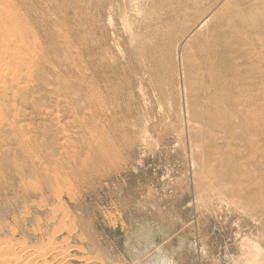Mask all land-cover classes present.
I'll return each mask as SVG.
<instances>
[{
	"label": "rangeland",
	"instance_id": "1",
	"mask_svg": "<svg viewBox=\"0 0 264 264\" xmlns=\"http://www.w3.org/2000/svg\"><path fill=\"white\" fill-rule=\"evenodd\" d=\"M0 1V9L28 19L31 40L44 49L48 68L63 70V83L89 77L101 59L102 73H95L105 94L99 108L70 102L79 111L55 129L53 143L33 108L21 103L26 91L38 89V79L23 80L18 95L11 81L2 84L10 90L0 91V105L9 104V120L26 117L20 124L34 142L28 148L0 129V244L6 248L0 250L10 254L0 251V261L7 260L0 264L19 256L21 264L35 258L33 264H264V145L254 144L235 115L232 126L222 116L237 111L228 89L239 83L240 59H256L264 96V0H10L13 7ZM252 5L262 7L255 12L259 23L234 53L233 77L208 57L211 32ZM67 96L65 89L56 97L67 103ZM43 97L39 108L57 116L56 99ZM99 148L109 158L97 157ZM6 244L16 245L12 251Z\"/></svg>",
	"mask_w": 264,
	"mask_h": 264
},
{
	"label": "bare ground",
	"instance_id": "2",
	"mask_svg": "<svg viewBox=\"0 0 264 264\" xmlns=\"http://www.w3.org/2000/svg\"><path fill=\"white\" fill-rule=\"evenodd\" d=\"M22 1V0H21ZM34 1V0H33ZM39 1V0H38ZM37 1V2H38ZM41 1V0H40ZM1 2V1H0ZM10 2V0L7 2V4ZM15 2V1H14ZM20 2V1H19ZM44 2V0H43ZM59 2V1H58ZM12 3V2H11ZM20 3H23V2H20ZM28 4H31L29 3V1L27 2ZM25 3V4H27ZM17 4V1L16 3H12V5H15ZM240 4V3H238ZM246 5V3H244ZM244 4H241V5H244ZM3 5V4H0V6ZM18 7H19V3L17 4ZM22 4H20L21 6ZM37 5V4H35ZM221 5V4H220ZM8 6L10 7H13L11 6L10 4H8ZM29 6V5H28ZM3 7V6H2ZM16 7V6H15ZM17 7V8H18ZM25 7V6H24ZM43 7V6H42ZM227 7V6H226ZM264 7V5H263ZM211 8V7H210ZM210 8L207 9V12L204 13V14H208L210 12ZM262 8V7H256L254 5L252 6H249V8L247 9H238V10H241V11H238L237 15L235 17H232L230 16L228 19H225L223 22H219V25L216 24V26L214 27L213 29V32H211V36L213 38V41H215V44L213 46H210L209 47V52H208V57L209 59L211 60H217L219 63H218V66H215L216 68L218 67L219 69L221 68L220 66L222 64H225V68H227L229 70V74L227 75H231V73H233V77L237 74L236 72H234L233 69H231V61H233L234 59V53L237 52V49H239V46L242 45V44H245L246 42V38L244 36L245 34V31L248 30V28H254L258 23H259V20L256 18V14L255 12L259 11V9ZM28 9V8H26ZM40 9V8H39ZM236 9V8H235ZM24 10V9H23ZM52 10V9H51ZM50 10V12H51ZM22 11V10H21ZM20 11V12H21ZM31 11V10H30ZM34 12V11H33ZM45 13V11H44ZM54 13V12H53ZM33 15V13H31ZM211 14V13H210ZM55 15V13H54ZM212 15V14H211ZM20 13H16L14 12V8H9V9H6L5 6L4 8H1L0 9V41H2V39L4 40V36L5 37H8L7 39H5L4 41L1 42L0 44V92L1 94H4V96L8 93V91L10 89H6L4 88V86H2L3 83H5L6 81H11L10 85L12 86H17L20 88V90H18V92H16V95H18V93L24 91L23 90V86L21 84V82L23 80H26V81H30V82H33L35 83V81L38 79V83L39 85L37 84V90L35 89V87L33 88V90L28 93V91H26V93L23 95V97L26 95V97H22V102L23 103L22 105H24L25 107L27 108H33L34 110V113L36 114V117L38 116L39 119H41L44 123H42L43 127L45 128L42 133H47V134H51L50 138H52L53 140V143H54V137H55V132L56 131L55 129H64L65 126H67V124L65 123L63 126L61 125V122L66 120V119H69L71 118L72 116L75 117V114L78 113V109H73V108H70L68 106H70V102H76L78 101V104L79 106H82V105H85V104H89L88 106L92 109V108H99L98 106H102L105 104V97L103 95V92H102V86L101 85V75H100V78L98 79V75H96L95 72H101L102 73V65L100 63L101 59H97V61L95 62V65L94 67L92 68L91 70V67L90 69V76L89 77H86V76H82L83 77V80L80 79L81 81H76L73 79L69 81L68 84L66 83H63L64 82V78H63V75L60 74L63 70H55L57 68H53L50 67L48 68L47 66L49 65L47 63V66L46 64L44 63V59L41 58L42 55V46L41 48H38L39 46H35L37 45V41L35 40L36 38H34L33 40H31V29H33L31 27V24L29 23L28 19H21L20 18ZM34 16V15H33ZM36 16V15H35ZM209 16V15H208ZM31 17V16H30ZM34 18V17H33ZM211 18V17H210ZM35 19V18H34ZM41 19V18H40ZM60 19V18H59ZM24 20V21H23ZM58 20V19H57ZM208 18L205 20L207 21ZM37 21V20H36ZM48 21V20H47ZM46 21V22H47ZM60 21V20H59ZM45 22V23H46ZM204 22V21H203ZM261 23V22H260ZM48 24V23H47ZM62 24V23H61ZM37 25V24H36ZM44 25V24H43ZM262 25V24H261ZM201 26V25H200ZM37 27V26H36ZM49 27V26H47ZM264 28V25L262 26ZM40 29V28H39ZM49 29V28H48ZM50 29H51V26H50ZM44 30H46V28L44 27ZM52 31V30H51ZM54 31V30H53ZM38 32V31H37ZM53 33V32H52ZM33 35H34V32H33ZM55 35V34H54ZM40 36V35H39ZM51 36V35H50ZM11 37V38H10ZM37 37V36H36ZM44 37V35H43ZM49 37V36H48ZM2 38V39H1ZM38 39V37H37ZM40 39V38H39ZM35 40V41H34ZM55 39H53L54 41ZM72 41V40H71ZM73 42H75V39L73 40ZM90 42V41H89ZM45 43V42H44ZM39 44V43H38ZM41 44V43H40ZM39 44V45H40ZM75 44V43H74ZM88 44V43H87ZM43 45V44H42ZM47 45V44H46ZM48 46V45H47ZM52 46V45H51ZM73 48V47H72ZM50 49V48H49ZM85 49V48H84ZM86 50V49H85ZM235 50V51H234ZM52 51V50H51ZM50 51V52H51ZM90 51V50H89ZM92 51H95V50H92ZM49 52V51H48ZM74 52V51H73ZM80 53V51H78ZM45 53V52H44ZM53 53V52H51ZM59 53V52H57ZM86 53V52H85ZM95 53V52H94ZM99 53V52H98ZM47 54V53H46ZM72 54V52H71ZM74 54V53H73ZM88 54V53H87ZM90 54V53H89ZM52 55V54H50ZM55 55V54H54ZM91 55V54H90ZM48 56V55H47ZM83 57V55H80ZM88 56V55H87ZM46 57V56H45ZM77 57V56H76ZM215 58V59H213ZM222 58V59H221ZM233 58V59H232ZM47 59H49L47 57ZM52 59V57H51ZM82 59V58H80ZM83 60V59H82ZM242 63L245 64V66L243 64H241V73H239L240 75V78L238 77L237 79L239 80V83H237L235 89L233 88V85H231L230 89L229 90V93L231 94V98H232V107L233 109L237 110L236 113H223L222 116L226 119V122H227V125L228 126H232L233 125V122L231 121V116L232 115H235L238 119V125H241L243 128H241V130L243 129L245 131L246 134H254V137H255V145L256 143H259V144H263L264 145V96H260V93L261 91L259 90V88H257L258 86V83L256 81V79L258 77H260L259 74H261V67H256L255 65V62L257 61H249L251 63H249L246 59H240ZM259 60V59H258ZM81 61V60H80ZM245 61V62H244ZM50 62V60H49ZM75 62V61H74ZM115 61H113L114 63ZM81 63V62H80ZM88 63V62H87ZM54 64V63H53ZM82 64V63H81ZM249 64V66H248ZM57 65V64H56ZM85 65V64H84ZM46 66V68H45ZM62 66V65H61ZM67 66V65H65ZM77 66V65H76ZM75 66V67H76ZM214 67V68H215ZM68 68V67H67ZM89 68V67H88ZM109 68V67H108ZM214 68H209L206 73L210 74L212 72V69L214 71ZM48 70V71H47ZM65 70V69H64ZM87 70V69H86ZM75 71V70H74ZM78 71V70H77ZM221 73L223 72L222 70H220ZM73 72V71H72ZM87 72V71H86ZM65 73V72H64ZM69 73V72H68ZM76 73V72H75ZM79 73V72H78ZM80 74V73H79ZM75 75V74H74ZM105 75V74H104ZM65 77V76H64ZM104 77V76H103ZM246 77H248L246 79ZM63 78V80H62ZM77 78V77H76ZM105 78V77H104ZM108 78V77H107ZM79 79V78H77ZM110 79V78H109ZM105 81V79L103 80ZM114 81V80H113ZM8 82V84H9ZM27 82L24 83V86L26 85ZM100 83V84H99ZM6 84V83H5ZM32 84V83H31ZM30 84V85H31ZM106 84V83H105ZM29 85V84H27ZM76 85V86H74ZM9 86V85H8ZM14 87V88H15ZM23 87V88H22ZM29 87V86H28ZM27 87V88H28ZM31 87V86H30ZM47 87H50L49 89H47ZM13 88V89H14ZM26 88V87H25ZM26 88V89H27ZM67 90V94L68 96L66 97L67 98V103H65V101L61 100V99H58L57 97L59 96L60 92L65 90ZM104 88V87H103ZM18 89V88H17ZM32 89V88H31ZM263 90V89H261ZM257 91V94L254 95L253 92ZM0 94V96H1ZM13 95V94H12ZM16 95L14 94V100L17 99ZM7 96V95H6ZM43 96H47V97H52V98H55V104H54V107L56 108V110L58 111L57 112V116L55 115V113L53 111H47V110H44V109H41L39 108L38 105H40V103L44 100L47 101V98L46 97H43ZM57 96V97H56ZM74 96H76L74 98ZM9 97V96H8ZM6 98V97H5ZM10 98H13V96H11ZM65 98V99H66ZM53 102V101H52ZM108 102V101H107ZM211 102L213 104H218L219 101L218 99L212 97L211 98ZM6 100H5V105L2 104L0 105V129L4 130L5 129V133L7 134L6 136H15V137H19L23 144V146H28V148H30L32 146V143L34 141L33 140V137L32 136H29V137H26V128H25V125H21L20 123H22V121H24L26 119V117L24 116H20L18 115V113L16 114L15 117H12L13 119L12 120H9L10 118V115H12L11 113V109L9 107V104H6ZM19 103V102H17ZM104 103V104H103ZM221 103V102H220ZM15 104V103H14ZM222 104V103H221ZM68 105V106H67ZM108 105V104H106ZM105 105V106H106ZM15 107V105H14ZM104 107V106H103ZM16 108V107H15ZM68 108V112L67 113H63L62 115L60 114L61 109H66ZM241 108V109H240ZM20 109V108H19ZM90 109V110H91ZM16 110V109H15ZM97 110V109H96ZM251 111L254 112V113H257V118H251ZM17 112V110H16ZM96 112V111H95ZM100 112V111H99ZM91 113V112H90ZM15 114V112H14ZM23 114V113H22ZM84 114V113H83ZM82 114V116H83ZM86 114V113H85ZM24 115V114H23ZM96 115V113H95ZM103 115V114H102ZM106 116V115H105ZM105 116H104V119H105ZM90 117V116H89ZM94 118V117H92ZM98 118V117H97ZM101 118V117H100ZM95 119V118H94ZM99 119V118H98ZM81 120V119H80ZM88 120V118L86 119ZM85 120V121H86ZM212 120V119H210ZM82 121V120H81ZM67 122V121H66ZM71 122V121H70ZM76 122V121H75ZM83 122V121H82ZM88 122V121H87ZM103 122V121H102ZM25 123V122H24ZM63 123V122H62ZM80 123V122H79ZM29 124V123H28ZM70 124V123H69ZM78 124V123H76ZM82 125V123H80ZM95 124V123H94ZM101 124V123H100ZM99 124V125H100ZM27 125V124H26ZM84 125V123H83ZM30 126V125H29ZM85 126V125H84ZM83 127V126H82ZM100 127V126H99ZM32 128V127H31ZM84 128V127H83ZM101 128V127H100ZM219 128V127H218ZM0 130V132L2 131ZM35 132V131H34ZM57 132V131H56ZM33 133V132H32ZM1 134V133H0ZM30 134V133H29ZM58 134V133H56ZM37 135V134H36ZM67 135V134H65ZM97 135V134H96ZM95 135V136H96ZM2 136V135H1ZM4 136V135H3ZM38 137V136H37ZM76 137V136H75ZM58 138V137H57ZM56 138V139H57ZM61 138V137H60ZM240 138V136H239ZM18 139V138H17ZM38 139V138H37ZM59 139V138H58ZM70 139V138H69ZM94 139V138H93ZM96 139V137H95ZM247 139V138H246ZM2 140V138L0 137V141ZM3 140H5L3 138ZM14 140V138H13ZM25 140V141H24ZM49 141V139H48ZM69 141V140H68ZM97 141V140H96ZM6 142V141H5ZM39 142V141H38ZM71 142V141H70ZM247 143V142H246ZM4 144V143H3ZM11 144V143H10ZM44 144V143H43ZM64 144V143H63ZM37 145V144H36ZM40 145V144H39ZM42 145V144H41ZM40 145V146H41ZM66 145V144H65ZM8 146V145H7ZM6 147V145H5ZM250 147V146H249ZM1 148V146H0ZM27 148V150H28ZM64 148V146H63ZM36 149H38L36 147ZM100 149V150H99ZM98 150V156L100 159H104L106 160L107 158H109V155L106 154L103 150H101V148H99ZM103 149V148H102ZM43 150V149H42ZM65 150V149H64ZM2 151V150H1ZM30 151V150H29ZM39 150H37L38 152ZM264 151V150H263ZM28 152V151H27ZM56 152V151H55ZM58 152V151H57ZM1 153V152H0ZM258 153V152H257ZM260 153V152H259ZM262 153V152H261ZM31 154V153H30ZM33 155H35L34 153H32ZM31 154V155H32ZM46 155V152L44 153ZM54 154V153H52ZM1 155V154H0ZM4 156V155H2ZM49 156V155H48ZM50 156H53V155H50ZM30 157V156H29ZM32 157V156H31ZM36 157V156H35ZM261 157L262 159L264 160V155L261 154ZM37 158V157H36ZM44 158V157H43ZM43 158H41L43 160ZM49 158V157H48ZM47 158V159H48ZM78 158V157H77ZM2 159V158H1ZM4 159V158H3ZM33 159V158H32ZM51 159V158H50ZM80 159V158H79ZM36 159H34L33 162H35ZM41 160V161H42ZM58 160V159H57ZM81 161V159H80ZM99 161V160H98ZM39 162V161H38ZM77 163V162H76ZM96 163V162H95ZM39 164V163H38ZM43 165V163H41ZM40 164V165H41ZM92 164V163H91ZM41 165V166H42ZM60 165H62L60 163ZM34 166V165H33ZM65 166V164H64ZM63 166V167H64ZM68 166V165H67ZM66 166V167H67ZM94 166V165H93ZM34 168V167H33ZM45 168V167H44ZM95 168V167H94ZM98 168V167H96ZM39 169V168H38ZM48 169V168H47ZM78 169V168H77ZM88 169V168H87ZM38 171V170H37ZM36 171V173H37ZM62 171V170H61ZM48 174V172L46 173ZM59 175V174H57ZM49 176V175H48ZM60 176V175H59ZM84 176V174H83ZM45 177V176H44ZM53 177V175L51 176ZM58 177V176H57ZM214 177V176H213ZM56 178V176H55ZM51 179V178H50ZM57 179V178H56ZM205 179V178H204ZM37 180H35L36 182ZM26 182V181H25ZM34 182V181H33ZM52 182V181H51ZM58 182V181H57ZM210 182V181H209ZM23 183V182H22ZM32 183L29 181V184ZM37 183V182H36ZM35 183V185H36ZM38 184V183H37ZM44 184H45V181H44ZM70 184V183H69ZM54 185V184H53ZM32 186H33V183H32ZM31 188V187H30ZM35 188V186H34ZM32 187V189H34ZM40 188V187H39ZM66 189V188H65ZM38 190V189H37ZM60 190V189H59ZM40 191V190H39ZM62 191V190H61ZM66 191V190H65ZM42 193V192H41ZM69 193V192H68ZM72 195V194H71ZM58 196V195H56ZM59 198V196H58ZM61 200V199H59ZM58 200V201H59ZM42 202V201H41ZM35 204V203H34ZM45 205V204H44ZM42 205V206H44ZM62 205V203H61ZM57 207V206H56ZM54 207V208H56ZM59 208V207H58ZM57 208V209H58ZM61 208V207H60ZM61 211V210H60ZM54 212V211H53ZM64 212V211H63ZM67 212V211H66ZM65 212V213H66ZM23 213V212H22ZM57 213V212H56ZM66 215V214H65ZM68 215V214H67ZM69 218V217H68ZM63 219V217H62ZM61 219V221H62ZM67 219V218H66ZM49 221V220H48ZM41 222V221H40ZM65 222V219H63L62 223ZM65 225V224H63ZM62 226V224H61ZM60 226V229H62ZM56 228V227H55ZM65 228H71V227H66ZM59 228H57L58 230ZM74 229H75V226H74ZM54 230V229H53ZM68 230V229H67ZM73 230V228H72ZM71 230V231H72ZM16 231V230H15ZM55 231V230H54ZM53 231V233H55ZM62 231V230H60ZM59 231V233H61ZM74 231V230H73ZM72 231V233H73ZM14 232V230H13ZM68 232V231H67ZM75 232V231H74ZM69 233H71L69 231ZM57 234V232H56ZM55 235V234H54ZM68 235V234H67ZM13 236V235H12ZM53 237H56V236H53L52 235V238L50 236L49 239H53ZM67 237V236H66ZM85 238V237H84ZM67 239V238H65ZM4 240V239H2ZM26 241V240H25ZM1 242V241H0ZM5 242V241H4ZM68 242V241H67ZM3 243V242H2ZM7 243V241H6ZM12 243V242H11ZM22 243V242H21ZM51 243V242H50ZM59 243V242H58ZM61 243V242H60ZM10 244V243H9ZM17 244V243H16ZM14 244V245H16ZM23 244V243H22ZM1 245V244H0ZM3 245V244H2ZM1 245V246H2ZM13 245V244H12ZM13 245V247H10L12 248V251H13V248H15ZM25 245V244H23ZM48 245V244H47ZM50 245V244H49ZM55 245V244H54ZM59 245V244H58ZM7 246V244H6ZM20 246V245H19ZM53 246V245H52ZM3 247V246H2ZM8 247V246H7ZM49 247V246H48ZM54 247V246H53ZM251 247V245H250ZM4 248V247H3ZM8 247L7 250L10 249ZM31 248H34L33 246H31ZM30 248V249H31ZM44 248V247H43ZM47 248V247H46ZM6 248H4V251H5ZM25 249V248H24ZM22 249V250H24ZM28 249V250H30ZM36 249H37V246H36ZM41 249V246L40 248ZM37 249V250H39ZM52 249V248H51ZM55 249V248H54ZM59 249V248H58ZM62 249V248H61ZM68 249V248H67ZM81 249V248H80ZM83 249V248H82ZM11 250V249H10ZM17 250V249H16ZM26 250V249H25ZM34 250V249H33ZM32 250V251H33ZM46 250V249H45ZM2 252V250H0ZM4 251L2 253H4ZM35 251V250H34ZM48 251V250H47ZM55 251V250H54ZM57 251V249H56ZM19 252V251H18ZM16 252V253H18ZM24 252V251H22ZM31 252V251H30ZM39 252H42L41 250H39ZM45 252V251H44ZM52 252H53V249H52ZM66 252V251H65ZM15 253V251L13 252ZM20 253V252H19ZM35 253V252H34ZM38 253V252H37ZM46 253V252H45ZM44 253V254H45ZM50 248H49V256H50ZM63 252H61L62 254ZM5 256H8L10 255L9 252L8 254L6 255V253H4ZM23 253H21L22 255ZM25 254V253H24ZM23 254V255H24ZM43 254V253H41ZM52 254V253H51ZM60 254V253H59ZM68 254V253H66ZM1 255V254H0ZM3 255V254H2ZM12 255V254H11ZM15 255V254H13ZM27 255V254H26ZM25 255V256H26ZM40 255V254H39ZM63 255V254H62ZM65 255V254H64ZM5 256H2L0 258H4ZM33 255H31L32 257ZM35 256V255H34ZM34 256H33V259H34ZM56 256V255H55ZM59 256V255H57ZM66 256V255H65ZM70 256V255H68ZM10 257V256H9ZM8 257V258H9ZM18 257V256H17ZM16 257V258H17ZM29 257V260H30V255H28ZM27 257V259H28ZM39 257V256H38ZM46 257V256H45ZM48 257V256H47ZM51 257V256H50ZM64 257V256H63ZM73 257V256H72ZM75 257V256H74ZM13 258V257H12ZM43 259V257L40 255V257L38 258L39 259ZM49 258V257H48ZM54 258V257H53ZM1 259V261H2ZM6 259V258H5ZM15 259V258H14ZM37 259V258H35ZM35 259L33 260V262H26L27 263H31L33 264ZM47 259V258H45ZM65 259V258H64ZM63 259V260H64ZM68 259V258H66ZM4 260V259H3ZM22 260L25 261V259H23L22 257L19 256V258L17 260H14L13 261V264H21ZM32 260V258H31ZM53 260V259H52ZM54 260H57L56 257ZM62 260V261H63ZM0 261V262H1ZM7 261V260H5ZM5 261H2V263H4ZM9 261V260H8ZM11 261V259H10ZM9 261V262H10ZM43 261H45L43 259ZM51 261V260H50ZM12 262V261H11ZM8 263V262H6ZM5 263V264H6ZM46 264V262H43ZM47 263H49L47 261ZM53 263V261H52ZM61 263V262H60ZM11 264V263H10ZM25 264V263H24ZM38 264V263H36Z\"/></svg>",
	"mask_w": 264,
	"mask_h": 264
}]
</instances>
